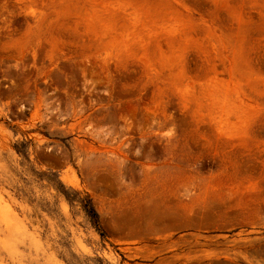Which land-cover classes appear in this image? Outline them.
<instances>
[{
	"label": "rangeland",
	"instance_id": "rangeland-1",
	"mask_svg": "<svg viewBox=\"0 0 264 264\" xmlns=\"http://www.w3.org/2000/svg\"><path fill=\"white\" fill-rule=\"evenodd\" d=\"M0 264H264V0H0Z\"/></svg>",
	"mask_w": 264,
	"mask_h": 264
}]
</instances>
